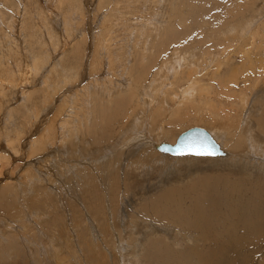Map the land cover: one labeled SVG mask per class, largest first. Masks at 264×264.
Returning a JSON list of instances; mask_svg holds the SVG:
<instances>
[{"label":"rangeland","instance_id":"374dc122","mask_svg":"<svg viewBox=\"0 0 264 264\" xmlns=\"http://www.w3.org/2000/svg\"><path fill=\"white\" fill-rule=\"evenodd\" d=\"M223 1V11L208 16L197 28L186 18L188 3H200L195 0H0V264H111V261L120 264L117 263L122 249L120 243L133 245L139 231L130 210V220L120 211L113 213V207L120 206L119 200L113 206L110 200L108 203L97 200L102 189L108 188L104 177L110 175L113 179L110 173L116 169L121 178L124 171L133 170L137 158H155L153 151H159L155 147L142 144L143 153L134 147L142 140L138 138L141 131L154 143H173L190 126L199 125L209 131L211 124L218 122V117L209 118L206 111L196 112L201 95L182 103L176 99L199 68L205 75L201 76L196 94L205 93L203 85L209 89V97L218 99L214 95L221 92L222 101L230 98L225 104L212 101L214 110L220 114L225 115L231 109V114L236 115L235 110H240L239 94L247 95L255 107L264 102V79L259 77L264 69V0ZM172 26L191 31L179 45L182 49L192 46L195 40L205 41L211 32L216 37L204 42L206 46H197L192 58L190 49L182 50L186 60L171 78L167 72V85L160 84L159 80L153 86L150 83L153 72L141 77L147 88L152 85L154 89V94L146 97L141 93L143 86L137 83V75L155 58L154 47L160 46ZM229 27L233 32L228 31ZM223 29L227 31L224 34ZM220 42L224 43L223 47ZM115 61L123 65L116 68ZM260 90L263 92L259 93ZM127 91L135 94H126ZM120 96L125 99L122 107L114 100ZM149 97H155L156 101L151 103ZM162 99L177 109L176 112L181 109V116L184 115L183 122L176 123L172 129L168 125L177 117L175 110L168 119H162L168 123L167 135L158 132L157 123L151 119V108L159 106ZM233 100L236 104L231 103ZM106 108L109 112L115 108L117 111L107 119L111 139L105 142L98 125L103 124L100 113ZM122 108L127 109L126 114ZM118 110L122 117L117 116ZM134 114L140 117L136 128L129 125ZM149 123L155 124L154 128ZM236 125L242 126L239 122ZM228 126L224 122L225 136H229L227 131L235 129L232 125L228 130ZM127 128L136 130L138 135L132 131L126 136ZM91 138L98 139L99 144L95 141L94 144ZM7 141L16 147L8 146ZM127 148H133L136 155L128 158L131 151L128 153ZM158 153L165 157L177 156ZM186 155L183 156L198 158ZM166 159V164L171 165L173 161ZM156 164L166 166L161 159ZM214 170L218 172L221 167ZM157 172L162 179L166 169H155L154 175L148 174L145 185L154 181L153 176L158 180ZM86 174L91 175V184L97 187L99 184L96 196L93 190L82 186L80 177ZM204 174L200 171L187 180L192 183ZM182 179L179 177L176 182L181 183ZM119 186L120 191L126 189L125 194L119 191L120 201L134 193V188ZM96 205L101 207L100 215L96 213ZM168 242L167 246H175ZM179 243L178 246L184 244ZM143 248L138 249L140 260H133V264H145L141 260ZM134 250V247L127 248L131 260ZM122 255L127 254L122 252Z\"/></svg>","mask_w":264,"mask_h":264},{"label":"bare ground","instance_id":"6f19581e","mask_svg":"<svg viewBox=\"0 0 264 264\" xmlns=\"http://www.w3.org/2000/svg\"><path fill=\"white\" fill-rule=\"evenodd\" d=\"M229 1L231 0H227V2ZM195 2H200V3L198 4L188 3L189 14H187L186 18H189L191 22L194 24V26H196L197 28H199V26L201 25L202 22H204L205 19H208V16L214 15V13L218 15L221 11H223L222 8H224V4H225V1L223 0H195ZM227 6L228 5H226V7ZM239 6H241V4L238 5V8ZM157 23L158 25L161 24V23L159 24V22ZM193 29L195 30V28ZM181 30L182 32H180ZM186 30L184 31L183 28L178 29V26L170 27L166 31L165 39L163 38V42L160 44V46L157 45V47H154V49L157 52V54H155L156 56H154L155 58L149 60L148 66L145 65L143 69L144 71L142 72L140 71L141 72L140 75H137V79H138L137 83L140 85V87L143 86L141 88L142 95H145L147 97V95L149 94H154L153 92L154 89L152 88V85H150L151 86L150 88L149 87L147 88L144 82L145 80L140 79L141 77H144V75L147 72L154 73L153 75L151 73L152 76L150 78L151 80L150 83H153V86L158 85L157 83H159V80H160V84L167 85V82L165 81L168 79V77L170 75L173 76L178 71V69L183 66L184 64L183 61L186 60L182 50L185 52L187 51V49H190L188 51L191 52L190 56L192 58L193 57L192 55L195 54L193 51L197 46L204 45V42L209 41L210 39L216 37L215 32H211L209 35L207 34L208 37L205 39V41L195 40L192 46L182 49L183 47L181 48L179 45L183 44L185 38L191 33V31L190 33H188V30L187 31ZM232 30L233 28L231 27L230 29L229 27L228 31L233 32ZM226 32L227 31L223 29L222 34ZM201 38H205V37H201ZM250 39L254 40V35ZM117 58L118 57L116 56V60ZM113 60L115 59L113 58ZM116 63H118V65H115V67L116 66L119 67L123 65L122 62L120 63L116 62ZM193 65H195L196 68V64L194 63ZM193 67L194 66H192V68ZM261 70L262 71L259 73V77H263L264 79V69ZM167 72H169L168 73L169 76L167 75ZM196 72L198 74L194 73L192 76H190L187 83L183 85L181 89L182 92L180 91L181 95L178 98L176 97V99L177 100L180 99L182 103L186 99L193 100L197 98V95L198 96L201 95L199 98L203 97L202 99L198 98L199 100H201V102H199L198 100V107L200 108L198 110L196 109V112L206 111L209 115V118L211 116H215L219 118L218 122H215V125L211 124V127L209 128V132L211 136L215 139V141L219 144L220 148L223 149V152L217 153L216 154L217 156L216 155L201 156L190 153L180 154V153H170L169 151H162L161 149L157 148V145L160 144L161 142L154 143V141H152L153 139L152 140L147 139V136L144 133L145 131L144 132L141 131L139 133L140 135L139 136L136 130L134 129L131 130L127 128L129 132L126 130V136L127 133L132 134V131H134L133 133L138 135V138L142 137L143 141L141 140L142 141L141 142L139 139L138 141H140V143L134 146L136 147V150H138L137 152L143 153L142 150L144 149L143 148L144 146L145 147L153 146V148L155 147L156 150H159L158 152L160 151L166 152V153H170L171 155H177V156L173 158V157H167L166 155L165 157L163 156V153L161 154L158 152L156 153L155 150L153 151V148H151L152 150L151 149L149 150L154 152L153 156L155 157V158L150 157L152 160L148 159L149 157L145 158L144 160H141L139 157L137 158V163L133 164L132 167L133 170L131 171L122 170L124 171L123 174L124 176L122 175L121 178H118L119 173L115 171L116 169L113 170L114 172L110 173L113 174L114 176L113 179H111L110 175H107L108 177H104L107 178L108 180L107 181L108 188L106 190L105 188H103L102 189L103 192H100L99 195L100 196L103 195L105 196V198L101 196L100 199L98 195L97 200H104L106 202L107 200H110V202L112 203L111 206H113V203H116V201L119 200L120 206L119 207H117V205L114 206L113 213L116 215L117 212L120 211L123 217L129 219L128 211L130 210L131 216H134V218L132 217V219H134L133 220L134 225L136 226L137 231H139V233L136 236L137 240H135L133 245L130 244L127 245L126 243H122V242L120 243L122 245L120 246L122 249L120 250L121 255L117 263L133 264L135 261L140 260V255H139L140 251H138V249H142L144 245L143 248L144 255H142L141 260H144L145 264H264V102L260 103L259 107L257 106L255 107L253 103L251 104L249 102L250 100L248 99L249 97L247 95L244 96V94H239L238 96L239 101L238 100L237 101L238 104L240 105V110L238 108L235 110L236 115L234 116L233 114H231L230 112L231 109H228L225 112V115L220 114L218 111L214 110L216 107H214L211 104H213V102L214 103L217 102L218 104H225L228 102V100L230 101V98L229 97L225 98V101H222L221 100L222 95L224 94H221V92H219L220 94L214 95L215 97L218 96V99L209 97L210 95L208 94L207 91L209 89L203 87V85L201 88L202 90L205 91V93L196 94V92L198 93V87L200 86L199 83L200 80L202 79L201 76L205 75L204 74L205 72L202 73L201 68L196 70ZM159 75H161V77H159ZM227 79L228 78L226 77V80ZM106 82H108V80ZM115 89L113 92H115ZM123 90L124 91L126 90L125 87ZM261 90L258 92L259 93L263 92ZM113 92L109 94H112ZM126 94H135V93L132 91L131 92L127 91ZM123 98L124 96H120L119 98L114 100L119 102L118 104H120L122 107L125 103L124 102L125 99ZM154 99L156 101L155 97L148 98V100H150L151 103L152 100ZM207 100L208 102H210L209 107L206 106L208 105V102H206ZM160 101L162 103L160 105L157 104L159 106H156V108H151L152 109L151 115L153 116L151 117V119L152 121L154 120L157 123L156 124L157 126L155 127L157 131L163 133V135H167L168 131L166 130V127L168 123H166V121L163 122L162 119L164 118L168 119V117H170L173 114V111L175 109L170 107L169 104L167 105V101H164L163 99ZM126 103L129 104L128 101H126ZM231 103L234 104L235 103L234 100L231 101ZM153 105H155V102L153 103ZM202 105H204V107ZM109 108L111 110V107ZM117 108L115 109L113 108L114 112L112 111L109 112L107 111L106 108L105 111L102 110V112L100 113L102 116L101 118L103 120V124L98 126H100L99 128H101L102 130L101 131L102 138L105 142L111 136L110 135L111 133L108 134L110 132L108 131V128H110L109 125L110 122L108 123L107 119L115 115ZM231 108L234 109L235 107L231 106ZM257 108L262 109L263 112L261 110H258ZM120 110L121 111L123 110L125 114L127 113V109L122 108ZM120 110H118L117 116L120 115L121 112ZM176 111L177 109L175 110V112ZM222 112H224V110H222ZM182 113L183 111H181L180 109L178 112H176V116H177L176 119L173 121L170 120L171 123L168 126L171 129L174 128L176 123L179 124L182 121L184 116V115L181 116ZM9 114L11 115L10 112ZM122 116L123 115L121 114L119 117ZM179 117L180 120L178 119ZM139 118L140 117L137 114L132 115V119L130 121L131 123L129 125L130 126L135 125L136 128V126L139 123V122L137 123ZM145 120H147V118H145ZM224 122L225 124L226 122H228L229 126L233 125L235 127V129H232V131H227L229 136L227 135L225 136L226 132L225 133L223 132ZM238 122L242 126L239 125L237 126L236 124H238ZM152 123H149V125L152 128H154L155 124L153 125ZM229 126H228V130H230ZM91 139H92L91 141L93 142L98 141V139L95 138H91ZM132 141H134V136H133V140L131 139V142ZM7 142H9L8 146L10 145V147H16L15 146L16 144L13 145L11 144L12 142L10 141ZM95 142L94 144L96 143L99 144V142L96 143ZM131 142H127V144L128 143L131 144ZM142 144H144V146ZM129 149L127 148L128 153L129 151L131 152L128 154L127 156L128 158L129 156L136 155L135 154L136 151L133 150V148H129ZM232 149H234L235 151H233ZM186 154L194 155L195 157L198 158L184 157L183 155L188 156ZM161 156L163 158H161ZM207 157H211V158H207ZM165 158L167 159L169 158L168 161L172 160L173 161L172 164L167 165L170 162L166 164ZM160 159L163 161V165L166 164L165 167L167 168H165L164 166L162 167V165L156 164V161ZM135 166H137V168ZM217 167H221V170H219L218 172L217 170H214ZM138 168H140L139 171H137ZM163 168L166 169V172L165 174L164 172H162V174L164 175V176L162 175L163 177L162 179L159 178L160 176L157 172L158 180L155 178L156 176H153L154 181H149L148 185H145V178H147L148 174H153L155 169L160 170ZM143 169L145 172L142 171ZM200 171L204 172L205 174L201 175L197 180L193 181L192 183L187 180L191 178L193 175H196ZM83 176L84 177H80L83 181L82 182L83 184L82 186H84L83 188L87 186L86 189L89 191L93 190L92 192L95 193L96 196V191H98L99 184L97 187L90 183L91 179L89 180V177L91 175L88 176V174H86ZM166 176L169 179H166L167 178ZM178 176L183 178L182 180H180L181 183L176 182L179 179ZM151 179H152V175H151ZM117 181H119V183ZM151 182L153 183L150 184ZM119 184H121L122 187L124 186L127 189L130 188L132 190V188H134L133 190L134 193L132 194V196L130 195H125L124 197L121 196L122 198L120 201L118 196L121 193L125 194L126 189L120 191ZM138 195H140V197ZM100 209L101 207H97L96 205L95 210L98 215H100ZM98 219L104 220L101 219V216H98ZM148 233H150L149 236ZM167 240H171L172 242L170 241L169 242L171 244H174L175 246L173 247L167 246L166 244L168 242ZM179 241L183 242L184 244L180 246L181 243H179ZM178 244L180 245L178 246ZM132 247H134L135 252L133 251L134 258L131 260L130 254L127 253V248H132ZM122 252H124L127 255L126 256L122 255ZM133 260L135 261L133 262ZM111 264H115V262L111 261Z\"/></svg>","mask_w":264,"mask_h":264},{"label":"water","instance_id":"95a60500","mask_svg":"<svg viewBox=\"0 0 264 264\" xmlns=\"http://www.w3.org/2000/svg\"><path fill=\"white\" fill-rule=\"evenodd\" d=\"M201 146L212 147L216 153L223 152L210 132L199 125L190 126L179 133L174 143L161 142L157 145V148L162 151H169L170 153H189L190 148L195 150Z\"/></svg>","mask_w":264,"mask_h":264},{"label":"snow or ice","instance_id":"6c2138e0","mask_svg":"<svg viewBox=\"0 0 264 264\" xmlns=\"http://www.w3.org/2000/svg\"><path fill=\"white\" fill-rule=\"evenodd\" d=\"M189 153L196 155H208V156H214L217 154L215 149L209 146H201L200 148L195 150L190 148ZM180 154H184V153H180Z\"/></svg>","mask_w":264,"mask_h":264}]
</instances>
